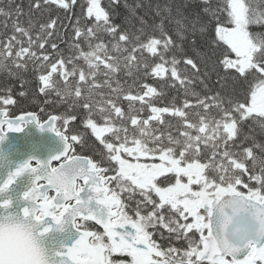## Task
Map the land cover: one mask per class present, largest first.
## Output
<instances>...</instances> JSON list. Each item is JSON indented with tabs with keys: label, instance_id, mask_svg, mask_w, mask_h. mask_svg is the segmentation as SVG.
Wrapping results in <instances>:
<instances>
[{
	"label": "snow or ice",
	"instance_id": "1",
	"mask_svg": "<svg viewBox=\"0 0 264 264\" xmlns=\"http://www.w3.org/2000/svg\"><path fill=\"white\" fill-rule=\"evenodd\" d=\"M261 5L0 0V70L66 105L12 117L0 95V264H264ZM29 125L63 149L11 159Z\"/></svg>",
	"mask_w": 264,
	"mask_h": 264
},
{
	"label": "trees",
	"instance_id": "2",
	"mask_svg": "<svg viewBox=\"0 0 264 264\" xmlns=\"http://www.w3.org/2000/svg\"><path fill=\"white\" fill-rule=\"evenodd\" d=\"M106 3L107 0H104ZM137 0H128L129 4H135ZM156 0H153V3H155ZM219 0H212L213 6H216L218 4ZM3 3L6 4L7 0H3ZM16 3H23L25 12L28 11V0H16ZM191 3L193 4L192 9L189 11L194 13L196 11H199V0H191ZM261 10H264V5L260 6ZM79 9H77V12ZM119 12V19L117 22H120V19H122L124 16L127 15L126 10L123 7V0H121V6L118 9ZM140 14H143V11L140 12ZM61 17H63V13H59ZM42 19H47V14H45ZM21 19H26V17H21ZM65 24H67V21H65ZM254 31H257L259 29L253 28ZM11 71H17L15 68H12ZM211 81L210 84L215 89H220L224 94H231L232 89L235 88L237 92L242 93L244 91V88L247 87V85H244L241 87L238 84H234L232 80L223 81V87L221 83H217V74L215 72H211ZM222 75V73H221ZM10 88L12 90V95L17 101L15 105L10 106L9 109L12 112H27L32 111L36 112L42 116L47 117L50 114H62L64 113L66 109V105L59 103L58 98L55 96V94H50L49 96H45L43 94H40L38 92V86L36 81V75L32 71L31 66H29V71L25 73H21V76L19 78L15 76H10L9 72L7 70H0V95L5 94L4 90ZM197 90H200L197 88ZM20 92L26 93L24 96L20 95ZM43 109V111H41ZM251 123V122H250ZM59 126V125H58ZM253 127L256 128L257 133V139L258 140H264V136L259 135V128L258 126L253 125ZM94 140V138H92ZM97 147L99 145L97 144ZM76 151L82 155H91L92 150L90 147H86L84 149H81L79 145L76 146Z\"/></svg>",
	"mask_w": 264,
	"mask_h": 264
},
{
	"label": "water",
	"instance_id": "3",
	"mask_svg": "<svg viewBox=\"0 0 264 264\" xmlns=\"http://www.w3.org/2000/svg\"><path fill=\"white\" fill-rule=\"evenodd\" d=\"M7 136V140L4 144L6 150L10 145H17L20 147L21 151L13 154L11 157V159L17 163L22 162L29 156H36L39 159H47L63 149V142L58 136L55 135V133L48 131L40 132L34 125L27 126L25 130L20 133L10 132L7 134ZM33 145H35V147H33ZM5 178L6 170L0 169V181ZM27 183V176L20 178L18 181L17 190L13 194L16 197L22 196V191L25 190Z\"/></svg>",
	"mask_w": 264,
	"mask_h": 264
},
{
	"label": "flooded vegetation",
	"instance_id": "4",
	"mask_svg": "<svg viewBox=\"0 0 264 264\" xmlns=\"http://www.w3.org/2000/svg\"><path fill=\"white\" fill-rule=\"evenodd\" d=\"M9 112H10V115L12 116V117H15V116H17L20 112H12V111H10V109H9ZM38 116L41 118V120H46V118L48 117H45V116H42V115H40V114H38Z\"/></svg>",
	"mask_w": 264,
	"mask_h": 264
}]
</instances>
